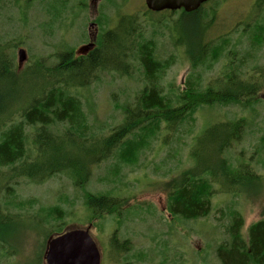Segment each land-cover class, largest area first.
Segmentation results:
<instances>
[{
    "label": "trees",
    "instance_id": "16d2710c",
    "mask_svg": "<svg viewBox=\"0 0 264 264\" xmlns=\"http://www.w3.org/2000/svg\"><path fill=\"white\" fill-rule=\"evenodd\" d=\"M221 1L210 0L208 9L204 8L206 3L191 13L183 10L159 13L177 15L181 24L170 29L167 17L163 24L173 47L184 49L192 72L181 88L163 85L174 57H158L154 30L147 36L148 27L154 29L156 24L146 19L153 14L146 8L140 15L144 21L135 14H123L117 17L112 28H103L101 24L94 47L79 56L73 53V47L66 48L54 55L53 64L35 59L23 73H18L7 57L1 60L0 258L8 260L18 254L16 248L21 241L35 233L43 245L35 256L36 262L34 258L28 264H41L44 244L51 236L64 232V212L58 206L44 208L43 217L39 213L25 217L15 199L19 179L41 184L56 175H66L73 187L85 193L84 208L91 212L86 225L92 227L95 221L112 216L119 227L128 197L120 196L115 189L87 190L96 167L113 160L107 176L116 181L122 168L137 164L153 142L160 140L163 147L167 142L175 143L179 129L194 121L199 110L226 105H248L253 110L258 103L255 98L263 87L264 74L244 77V68L255 61V54L247 52L235 62L231 50L235 52L237 43H232L228 36L206 39V31L215 21ZM252 7L256 15L251 23L259 22L250 30L247 24L243 32L252 34L249 41L256 52L264 44V0H254ZM223 57L229 62L211 82L201 85L196 81L195 72L201 66L216 63ZM135 73L141 78V87L133 101L122 106L121 120L109 132L97 134L83 110L80 91L90 89L101 74L129 80ZM25 84H29V89L23 95L17 94L15 90H21L20 85ZM5 110L7 116L1 120ZM249 122L245 118L228 119L208 126L195 137L190 148L192 166L166 183V212L172 218L189 222L209 216L213 209L211 199L216 193L212 187L219 182L230 187L225 190L227 187L220 186L224 190L221 193L237 198L248 193L244 191L246 187L262 184L264 179L250 171V164L228 158L232 147L245 136ZM170 137L173 139L168 141ZM255 146L256 152L264 150V136ZM202 152L207 155L205 161L200 156ZM231 204L233 210L226 214L222 226L225 237L216 243L214 261L210 264H264V217L252 223L243 234V218L235 209L236 202ZM109 245L111 259L123 258V264H127L125 256L132 252L130 240L117 237L115 230ZM201 262L207 264L205 260ZM168 264L179 262L173 260Z\"/></svg>",
    "mask_w": 264,
    "mask_h": 264
},
{
    "label": "rangeland",
    "instance_id": "374dc122",
    "mask_svg": "<svg viewBox=\"0 0 264 264\" xmlns=\"http://www.w3.org/2000/svg\"><path fill=\"white\" fill-rule=\"evenodd\" d=\"M253 3L254 0H222L217 6L215 21L206 31L208 41L228 36L232 43L238 44L236 53L231 50L235 62L247 52L255 54V61L249 62L244 68V77L264 74V44L254 52L249 41L252 34L243 32L247 24H250V30L259 22L251 23L256 15ZM209 4L204 8L208 9ZM144 10V0H0V66L1 60L7 57L13 68L18 73H23L32 66L35 59L44 60L45 64L51 65L55 62L56 53L71 47L74 49L73 53L79 56L81 48L92 41H88V35L93 36L95 29L98 35L102 30L101 24L103 28H112L117 17L123 14H135L139 20L144 21V17L140 16ZM166 17L170 18V29L181 26L177 15L153 13L147 15L146 19L149 23L156 24V27H148L147 36H151V31L154 30L153 39L160 59L170 55L174 57V64L166 72L163 85L181 88L192 72L182 46L176 50L171 44L170 34L163 26ZM91 24L94 26L89 27ZM19 49L25 52V60L21 63L17 57ZM86 52L88 51L84 53ZM228 62L223 57L216 63L201 66L195 72L196 81L206 85ZM139 75L135 73L128 80L116 75L101 74L100 80L92 84L90 89L80 91L83 110L97 134H106L121 120L122 106L126 102L131 103L141 87ZM20 86L22 89L15 92L23 95L29 89V84ZM0 88L3 89L2 85ZM257 98L258 103L253 110L248 105L205 107L199 110L194 115V121L179 129L175 143L167 142L163 147L160 140L153 142L142 153L137 164L122 168L116 181H113V177L111 181L107 176L108 167L113 160L94 169L87 190L107 192L115 189L120 196L128 197V203L122 208L121 228L116 225L112 216L95 221L90 228L89 235L100 251V264L124 263L123 258L111 259L109 253V238L115 230L117 237L119 235L131 242L132 252L125 256L127 264H168L173 260L179 264H203L201 261L205 260L210 264L214 261L216 243L225 237L222 226L226 222V214L233 210L232 201L236 202L235 209H238L243 218V234L252 223L264 217V181L259 186L246 187L244 191L248 193H243L239 198L221 193L225 187V190H230L229 185L220 182L213 185L212 190L216 193L211 199L212 212L197 221L174 219L166 212V183L192 166L190 148L195 137L215 123L234 118L250 120L245 136L232 147L228 158L232 161L240 159L241 163L250 164V171L264 179V150L256 152L255 146L264 136V81L255 99ZM20 100L19 102L22 101ZM7 113L6 110L3 111L1 120H4ZM14 118L17 119V116ZM172 139L170 137L167 140ZM200 156L205 161L207 155L202 152ZM220 186L223 188L220 189ZM15 194L16 204L19 203L17 206L22 208L18 210L23 211L25 217L38 213L43 217L44 208L58 206L64 212L62 228L65 230L84 228L88 224L91 212L84 208L85 193L73 187L66 175H56L41 184L19 179L15 185ZM117 228H120V233ZM42 245L40 236L30 233L21 241L19 248H16L18 254L8 260L0 258V264H28L34 258L36 262V254H39ZM45 247L46 244L42 250L41 264H45Z\"/></svg>",
    "mask_w": 264,
    "mask_h": 264
},
{
    "label": "water",
    "instance_id": "95a60500",
    "mask_svg": "<svg viewBox=\"0 0 264 264\" xmlns=\"http://www.w3.org/2000/svg\"><path fill=\"white\" fill-rule=\"evenodd\" d=\"M210 0H144L145 8L152 13L164 11L174 12L183 10L191 13ZM93 26L92 24L89 26ZM97 30L95 29L92 41L84 46L90 51L94 46ZM18 62L25 60L23 49L17 51ZM91 225L84 228H71L50 237L44 251L45 264H100V251L89 235Z\"/></svg>",
    "mask_w": 264,
    "mask_h": 264
},
{
    "label": "flooded vegetation",
    "instance_id": "af4514ba",
    "mask_svg": "<svg viewBox=\"0 0 264 264\" xmlns=\"http://www.w3.org/2000/svg\"><path fill=\"white\" fill-rule=\"evenodd\" d=\"M205 4V3H204ZM201 6H203V4L201 5ZM94 26V25H93ZM92 36H90V35H88V41H90V40H92V38H91ZM82 45H84V44H82ZM84 50V51H83ZM86 50L84 49V47L83 48H81V51H77L79 54H84V52H85Z\"/></svg>",
    "mask_w": 264,
    "mask_h": 264
},
{
    "label": "bare ground",
    "instance_id": "6f19581e",
    "mask_svg": "<svg viewBox=\"0 0 264 264\" xmlns=\"http://www.w3.org/2000/svg\"><path fill=\"white\" fill-rule=\"evenodd\" d=\"M90 231V230H89ZM54 236V235H53ZM53 236H51V237H53Z\"/></svg>",
    "mask_w": 264,
    "mask_h": 264
}]
</instances>
